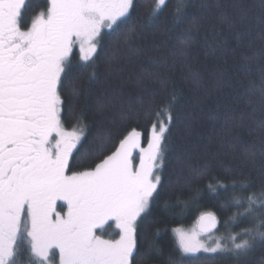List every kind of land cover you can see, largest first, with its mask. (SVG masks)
<instances>
[{"label":"snow or ice","instance_id":"1","mask_svg":"<svg viewBox=\"0 0 264 264\" xmlns=\"http://www.w3.org/2000/svg\"><path fill=\"white\" fill-rule=\"evenodd\" d=\"M166 3L150 0L145 20L157 17ZM24 5L25 0H0V264H150L160 249L155 237L143 249L138 247L137 220L158 195L174 94L170 103L143 113L154 117L146 146L136 129L117 146L109 132L89 139L82 116L76 117L71 130L61 118L65 70L73 49L79 48L86 67H94L92 57L102 32L127 23L136 2L47 0L46 10L31 20L27 30L21 27ZM190 6L191 0H175L173 21L183 22ZM210 7L204 3L202 11ZM136 36L134 26L125 34V43ZM190 40H185L186 49ZM73 94L79 95L75 87ZM258 102L264 106V81ZM77 157L92 160L94 167L73 171ZM239 187L249 191L251 181H242ZM236 188L234 183L233 191ZM57 201L66 202L65 216L56 212ZM228 206L243 211L233 213L223 227L241 220L250 226L217 235L216 215L204 213L200 219L206 223L199 232L175 230L183 253L240 261L264 245V187L234 197ZM109 221L120 229L119 239L97 234ZM168 264L179 262L169 257Z\"/></svg>","mask_w":264,"mask_h":264},{"label":"trees","instance_id":"2","mask_svg":"<svg viewBox=\"0 0 264 264\" xmlns=\"http://www.w3.org/2000/svg\"><path fill=\"white\" fill-rule=\"evenodd\" d=\"M135 2L127 23L102 32L94 67H86L78 52L71 54L61 93L64 125L71 130L82 116L89 139L109 132L117 146L136 129L146 145L154 117L143 113L170 103L174 94L161 184L138 225V247L143 249L155 237L160 252L150 264H168L169 257L179 264H264V245L240 261L210 260L207 255L184 256L173 235L174 229L190 228L208 212L220 222L218 235L250 226L247 220L227 229L223 224L243 211L228 206L234 197L264 187V106L258 102L264 81L262 0H191L180 23L173 21L175 0H167L151 21L144 18L150 0ZM204 3L212 7L202 11ZM46 7L47 0H26L24 28ZM134 26L136 39L125 43ZM189 38L191 47L186 49ZM124 114L130 118L122 119ZM73 163V171L94 167L82 157ZM242 181H251L249 191L241 190Z\"/></svg>","mask_w":264,"mask_h":264},{"label":"rangeland","instance_id":"3","mask_svg":"<svg viewBox=\"0 0 264 264\" xmlns=\"http://www.w3.org/2000/svg\"><path fill=\"white\" fill-rule=\"evenodd\" d=\"M24 30H27V29H25L24 28ZM73 52H78V54L80 55V57L82 58V54L79 52V48L77 47V48H74L73 49V51H72V53ZM71 53V54H72ZM95 55V54H94ZM93 55V56H94ZM53 135H55V134H53ZM141 143H142V146H146L145 144H144V142H143V136H142V141H141ZM134 155H135V153H134ZM164 155H165V152H164ZM162 172V171H161ZM161 172H160V175H161ZM160 186V185H159ZM159 186H158V189H159ZM157 189V192L159 191ZM155 196H156V194L154 195V198H155ZM154 200V199H153ZM151 206V205H150ZM150 209V208H149ZM144 216V214H142V217ZM142 217L138 220V222H137V224L139 225L140 224V222H141V219H142ZM113 226L114 225H112L110 222H108L106 225H103V229H97V234L98 235H100L101 233H102V237L104 238V239H109V237H112L113 236ZM197 222L193 225V226H191L190 228H186V229H182V228H179L180 230H182L183 232H185V233H188V234H191V233H194V232H197ZM176 229H174L173 230V235L175 236V238H176V240H177V244H178V247H179V242H178V238H177V233H176V231H175ZM217 235H218V233H217ZM201 239H203L204 237L203 236H201L200 237ZM179 249H180V247H179ZM180 251L182 252V250L180 249ZM182 254L184 255V256H186V257H197V256H200V255H207V254H205V253H203V252H200V253H183L182 252Z\"/></svg>","mask_w":264,"mask_h":264},{"label":"flooded vegetation","instance_id":"4","mask_svg":"<svg viewBox=\"0 0 264 264\" xmlns=\"http://www.w3.org/2000/svg\"><path fill=\"white\" fill-rule=\"evenodd\" d=\"M22 11H24V7H23ZM23 23H24L23 22V18L21 17V27L24 29V24ZM56 212L60 213L61 216H65L66 213H67V204H66V202H64V201H57ZM138 220H137V222H138ZM109 222L112 225H114L113 226V236L112 237H109V239H119L120 229L118 228V226H117V224L115 222H113V221H109ZM137 243H138V224H137Z\"/></svg>","mask_w":264,"mask_h":264},{"label":"water","instance_id":"5","mask_svg":"<svg viewBox=\"0 0 264 264\" xmlns=\"http://www.w3.org/2000/svg\"><path fill=\"white\" fill-rule=\"evenodd\" d=\"M204 223H206V221H202L201 219L198 221V223H197V232H199L201 225L204 224ZM218 226H219V223L217 224V228H218ZM217 228H216V230H217Z\"/></svg>","mask_w":264,"mask_h":264}]
</instances>
